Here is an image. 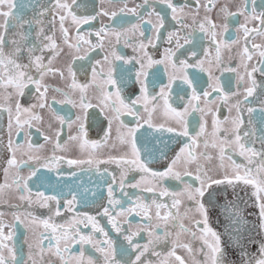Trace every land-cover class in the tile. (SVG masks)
<instances>
[{
  "label": "snow or ice",
  "instance_id": "6c2138e0",
  "mask_svg": "<svg viewBox=\"0 0 264 264\" xmlns=\"http://www.w3.org/2000/svg\"><path fill=\"white\" fill-rule=\"evenodd\" d=\"M109 2H118L122 6L111 12L101 8L95 15H81V0H0V114H7L8 134L6 145L0 140V149L7 153L6 160L0 161V169L5 177V182L0 184V203L3 202L4 192L11 190L17 194L21 205L26 204L30 208L38 206L47 211V216L35 211L14 212L11 222H7L3 218L4 213L0 212V264H264V99L259 100L258 107L250 103L258 87L264 94V42L250 43L256 36L264 38V10L257 12L255 0H252L251 7L249 0H241L235 12L229 10L227 3L221 5L217 15L222 14L227 20L239 14L244 21L236 28V32L242 35L225 40L229 24L217 25L213 20L211 13L216 7L213 0H206L203 4L196 0L194 13L177 7L174 0H158L165 6L164 15L155 8L148 12V17H155V22L140 14V9L149 6L150 0H143L142 4L137 3L133 7H129L130 0ZM201 8L205 12L202 17L199 16ZM168 10H171V20L179 27L167 33L169 46L164 49L160 59H155L148 48L157 47L161 40ZM118 13L130 14L138 22L120 29L113 28L111 23H102L92 32L91 22L98 16L111 20ZM188 17L191 23H184L183 19ZM120 20L121 23L127 22L123 17ZM145 24L151 26L154 37H146ZM85 25L89 26L87 33L82 30ZM218 27L221 29L219 32ZM197 31L215 46V60H212L209 49L205 48L206 59H197L190 64L185 58L177 64L175 58L183 55L186 46L196 47ZM121 41L125 47L132 48L136 55L127 57L120 54L116 45ZM241 42L243 46L237 52L239 63L235 68H225L222 50L231 53L233 47ZM97 49L105 54L102 59L92 63L91 79L86 83L78 82L75 62L89 59V54ZM197 55L196 51L189 52L193 59ZM61 56L66 66L57 67L56 61ZM206 61L209 64L207 68L204 67ZM155 65H164L165 72L169 68L173 70L168 74L167 84H160L158 92L150 91L149 87L150 83L154 86L159 80L158 72L149 71ZM124 66L135 68L134 73ZM213 67L236 74V91L224 92L218 77L214 84H209L212 92L204 90L200 93L197 90L195 85L199 78L194 74L190 79L187 69L198 68L208 73V79L212 81ZM257 73L261 79L259 84ZM48 76H58L64 82V87L52 89L63 99L56 100L55 96L51 101L48 99L49 85L45 83ZM177 79L191 89L186 102L178 96L183 102L182 109L174 107L171 102L173 83ZM129 84H132L131 88ZM90 89L95 90L94 97L89 95ZM28 92L34 95L35 103L24 106L20 98ZM215 93H220L218 98L225 103L234 101L228 107L230 115L223 120L217 115L219 108L213 112L209 106L214 102L211 97ZM52 101L71 105L79 114L74 119H66L53 108ZM45 108L60 127L53 132L55 140L46 134L51 129V123L43 131L37 129L43 140L53 145L51 155L41 156L39 153L45 145L31 142L30 129L42 123L37 109ZM92 109L99 111L92 112ZM195 113H199V127L192 134L189 117ZM125 115L131 117L134 123L125 122ZM208 115L212 117L211 131L206 120ZM100 117L107 121V129L101 127L102 139L90 140L89 129L93 124L103 123ZM114 123L116 137L109 145ZM65 125L71 134L62 144ZM145 126L161 136L170 134L169 141L173 143L179 138H185L187 142L179 147L174 156L169 157V143L160 137H145L142 131ZM21 135L23 140L20 139ZM117 142L124 151L109 155L107 159L98 157V150L109 146L115 148ZM141 144L144 145L143 149ZM70 147L78 149L85 158L71 159L57 154L68 152ZM157 154L169 161L167 167L160 171L149 166L150 160L157 158ZM234 155L241 157L242 162H237ZM25 156L27 159L23 158ZM213 160L219 161L220 178L209 175L205 164L201 163ZM65 163L70 169L74 166L80 172L94 170L102 178L110 177V180L103 181L107 194L106 197L103 193L100 195L107 203L102 205V212L98 215L106 217L111 228L123 237L118 249L97 216L87 212L77 213L63 224L55 222L62 215V208L72 212L78 203H94L97 196L94 188L80 184L73 188L67 181L64 184L58 181L53 185L51 176L40 174V169H47L48 172L57 173L60 180H64L66 175L71 176L75 183L77 173H65L61 168ZM102 165H115L120 173L119 180L114 172ZM24 168L29 169L28 175H21ZM132 171L141 173V176L128 186L133 189L143 187L144 192L154 197L150 203L141 196L132 200L126 191L127 177ZM9 176L12 177L11 183H8ZM33 178L39 184L47 183L53 188V194L45 191L33 193L30 187ZM187 178H193V182L189 183ZM166 180L177 181L183 187L170 191L163 186ZM229 187L232 189L231 200L228 199ZM57 188L59 191H56ZM236 189H240L244 196ZM118 191L131 201V206L123 207L116 196ZM157 193L159 197L171 198V205L159 202ZM62 196L70 198L62 202ZM189 203L193 207H185L181 212V207ZM218 207L226 221L223 231L210 226L209 213ZM249 208L251 211L245 215ZM132 214L145 221L143 224L137 223L135 230L130 220ZM253 216L254 219H250ZM185 220L189 223L186 224ZM18 224L33 233L32 242L27 244V259L23 255L18 257L12 244ZM89 227L91 230L86 231ZM41 228L43 231H40ZM141 232L146 234L143 244L135 242ZM97 234L103 239H98ZM194 240L200 242L198 248L194 247ZM74 245L79 246L78 252ZM86 245L99 255L86 254ZM160 246H165L167 251H158ZM181 252L186 253L188 258Z\"/></svg>",
  "mask_w": 264,
  "mask_h": 264
},
{
  "label": "flooded vegetation",
  "instance_id": "af4514ba",
  "mask_svg": "<svg viewBox=\"0 0 264 264\" xmlns=\"http://www.w3.org/2000/svg\"><path fill=\"white\" fill-rule=\"evenodd\" d=\"M205 2H206V0H200L201 4H203ZM81 3L83 5V7L79 10V14H81V15H95L96 12H98L101 8H105L111 12V11L116 10L122 6L118 2L117 3H110L109 0H104L103 3L101 2V0H81ZM137 3L142 4L143 0H130L129 7H133ZM174 3L176 4L177 7H183L185 12H193L194 13L196 11V0H174ZM213 3L216 4V7L213 9V11L211 13L213 20L217 23V25H222L225 22H227L229 24V31L225 33L224 39L225 40L236 39L238 35H242L241 33L236 32V28L239 26V24L244 22L242 16H239V14H237L236 16L228 17L227 20H225V18L223 17L222 14L217 15V12H218L220 6L224 5L226 3L229 5V10L232 12H235L236 7L241 3V0H213ZM249 6L250 7L253 6L252 0H249ZM254 6H255L257 12L264 10V0H255ZM153 8H155L157 11H160L161 14L164 15L163 9L165 8V6L160 4L158 2V0H150L149 6H145V7L140 9V14L143 15L145 17V19L151 18L153 20V22H155L154 16L148 17V12L151 11ZM204 15H205V12H204L203 8H201L199 11V16L202 17ZM120 17H123V19L127 22L121 23ZM48 19L50 20L51 16H49ZM137 22L138 21L136 20L135 17H133L127 13H118V16L113 17L111 20L109 19V17L98 16L94 22H91L93 25L91 30L94 33L95 30L98 29L102 23H104V24L111 23L113 28L120 29L123 27H130L132 23H137ZM183 22L184 23H191V18L190 17L185 18V19H183ZM249 26L251 27L252 25L250 24ZM178 27H179V25H177L174 21L171 20V10H168L167 15L165 16V27L161 31V40L158 42L157 47L149 46V48H148L149 54L152 55L155 59H160L163 55L164 49L169 46L167 44V41H166L167 33L169 31L176 30ZM57 29H58V23H57ZM82 30L85 33H87L89 31V26H87V25L82 26ZM144 30L146 33V37H154L155 36V33L152 31L150 25L145 24ZM220 30L221 29L218 27L217 32H219ZM185 31H187V30H185ZM56 35H57V37L59 36L58 30L56 32ZM195 36L197 37V39L194 41V43L196 44V47L193 48L191 46H186L187 50L183 51V55H178L175 58L177 64H179V60L185 59V58L188 59V62L190 64H194L197 59H206L204 56V49L205 48L209 49L212 60L213 61L215 60V46L212 45L207 40L206 37H202V34H200L199 31H197L195 33ZM217 39H219V37H217ZM92 40H93V42H95V36L94 35L92 36ZM261 42H264V38L256 36L253 38V40L250 43H261ZM113 43H115V38H113ZM181 43H183V40L181 41ZM242 46H243L242 42H241V44L234 46L231 53L226 49L222 50V52H221L222 64L225 68H227L229 66L235 68L237 66V64L239 63V57L237 56V52L239 51V49ZM116 47H117V51L120 54L125 55L127 57H131V56L136 55V53L133 52L132 48L124 46L123 41H121L118 45H116ZM249 47H250V44H249ZM65 51H67V49H65ZM105 51H106V49H105ZM191 51H196L198 53V55L196 56L195 59H193L189 56V52H191ZM104 54H105V52H102L99 49H97V50H94L92 53L89 54V57H90L89 59L75 62L74 71H76L78 82L86 83L88 80L91 79V65H92V63H94L95 60H97V59H102ZM119 63L120 62H117V64H119ZM55 66H57V67L66 66V61H65L63 56H61L57 59ZM106 67L107 66H105V68ZM124 67L131 68L133 73L135 71V68H132V66H124ZM204 67L205 68L209 67V64L207 63V61L205 62ZM149 71H150V73L153 71H156L159 74V80L157 81V83L154 86L151 83L149 85L150 91L158 92L160 84H167L168 74L170 72H172L173 70L171 68H169L168 72H165V66L164 65H155L153 67V69H150ZM212 71L214 73V78L212 81H209L208 73L203 72L198 68L187 69V72L189 74L190 79L193 77L194 74L196 76H198L199 79L196 82L195 86L197 87V90L200 93H202L204 90H208L209 92H212L213 90H212V88L209 87V84L210 83L214 84L215 79L217 77L219 78L220 86L224 90V92L236 91V79L237 78H236L235 73L228 72V71H221L219 68H215V67L212 68ZM65 75H67V73H65ZM256 77H257L258 84L261 83L259 73L256 74ZM149 80L151 81V76L149 77ZM133 82H134V75H133ZM45 83H47L49 85L48 99L50 101L52 100L53 96L56 97V100L63 99V97L59 93L52 91V89L55 87H64V82L61 81L58 76L46 77ZM131 87H132V84H129V88H131ZM181 89H184L186 91H181ZM137 93H138V86H137ZM190 94H191V89H189L187 87V85L183 84V82L180 79H177L176 81H174L173 89L171 91V96H172L171 102L173 103V106L179 107L180 109H182L183 108V102H181L178 99V96L183 97L184 102H186L187 97ZM89 95L94 97L96 95L95 90L90 89ZM219 95H220V93H215L211 97V100L214 102L212 104H210L209 106L212 108L213 112H217V108H219L217 115L221 120H223V118L225 116L230 115L228 112V107H229V104L234 103V101L229 100L227 103H225L224 101L219 100V98H218ZM257 97H259V99H257ZM76 98L78 99V97H76ZM20 99H21V103L24 106H28L29 104L35 103V97L32 94V92H28V94L26 96L21 97ZM260 99H264V94H262L261 88L258 87L256 95L254 97L250 98L251 105L258 107ZM93 102H95V100H93ZM52 103H53V108L58 112V114L65 116L66 119H68V118L74 119L75 116L77 114H79L78 110L75 108H72L71 105H68V104L61 105V104L55 103V101H52ZM201 106L202 107L204 106L203 102H201ZM90 111L98 113L99 110L98 109H92ZM37 112L42 116V123L37 124L35 127L30 129L31 134H32L31 142L34 145L44 144L45 148L42 152L39 153V155L48 156V155H51V153H52L53 145L46 143L43 140V137L40 135V132L37 131V129L39 128L40 130L43 131L44 129H47L49 123H51V129H48L46 134L53 136V139L55 140L53 132L55 129L59 128L60 126H59L58 122H56L51 117V114L49 113L48 109H46V108L45 109H37ZM99 119L102 120L103 123L100 124L98 122L96 124H93V126L89 129V137L88 138L90 140L102 139L103 133L101 132V127H103L104 129H107V126H108L107 121L103 120V117H100ZM156 119L158 120L159 117H156ZM124 120H125V122H129V121H132V118L125 115ZM206 120L208 122V130L211 131V122H212L211 115H208L206 117ZM194 121H195V123H194ZM132 122L134 123V121H132ZM198 122H199V113H195L193 116L189 117V128H190V130H193L192 134H194L195 130H198V127H199ZM3 129L6 133V142H7L8 134H7V114L6 113L0 114V133L3 132ZM142 131L144 133V136L147 137L148 139H152V137L155 136V137H160V139L163 141H167L169 143V149H170L169 157L174 156L175 152L179 150V147L182 146V144L184 142H187L185 138H179V139H177V141L175 143H173V142L169 141V135L170 134L165 133L161 136L160 133H152L151 130L147 129V126H145V129H143ZM70 134H71L70 130L65 125L63 128V132H62V140H61L62 144L65 140H67L68 135H70ZM115 137H116V124L114 123L112 126L111 138L108 142L109 145H111L115 141ZM20 139L23 140V135H21ZM154 142L155 141H153V143ZM256 146L259 147V144L257 143ZM140 147L143 149L144 145L141 144ZM149 147H151V145H149ZM124 150L125 149L122 146H120L117 142L115 148H112L109 146V147H105V148L98 150V157L100 159H107V157L109 155H118L120 152H122ZM5 153H6V151H5ZM57 154L66 156L67 158H71V159L85 158L84 156L81 155V153L78 151V149H76L74 147H70V150L66 153L65 152H57ZM17 156H18V158H20L19 153L17 154ZM6 158H7V153L5 154L4 161L6 160ZM23 158L27 159L26 156ZM233 158L236 159L237 162H242V158L239 157L238 155H234ZM168 162L169 161H165L164 159L160 158L159 155L157 154V158L150 160L149 166L155 171H160V170H163V168L167 167ZM201 163L205 164L206 170H208L209 175H211L215 178H220V175H219L220 170L218 168V164H219L218 160H213L211 162L201 161ZM226 163H228V162L226 161ZM102 167H108L110 172L115 173V175L117 177V181L119 180L120 173H119V170L116 168L115 165H102ZM192 167L194 170L195 165H193ZM61 168L65 171V173H67L69 171H76L77 175L75 178V183L73 182V178L71 176L66 175L64 180H60L57 173L48 172L47 169H43V168L40 169V174L51 176L53 185H56L58 181L60 184H64L65 181H67V184L72 185L73 188H75L76 184H80L83 187L94 188L96 193H97V196H96V201L94 203L91 201L87 204L78 203L72 212H67L66 209L62 208V215L60 217L56 218L55 222L58 224H63L67 220L76 216L77 213L83 214V213L87 212L90 215L97 216V219L99 220L101 226H103L105 228V230L109 233V237L115 242V246L118 249L122 240H123V237L120 236L119 234H117L111 228V225L108 224L106 217H104L103 215H98V213L102 212V205L107 203L106 199H104L100 195L101 193H103V196L106 197V194H107V186L103 181L105 179L110 180V177L105 176L102 178L99 174L95 173L94 170H92L91 172H80L74 166L70 169L66 163L62 164ZM28 173H29V169L24 168L21 172V175H28ZM140 176H141V173H139L137 171H132L129 173V175L127 177L126 191L132 196V200H135L136 196H141L145 199V202L150 203L154 197L152 196V194L144 192L143 187L141 189H133V188L128 186L132 183H135L136 180H139ZM7 179H8V183H11L12 177L9 176ZM146 179H151V177H146ZM187 179H188L189 183L193 182V178H187ZM4 182H5V177H4L2 169H1V171H0V184H3ZM197 184H198V182H197ZM163 186L168 187L170 191H178L179 188L183 187L182 184H180L179 182L174 181V180H166L163 183ZM30 187H31L33 193H35L36 191H45L47 194H53V188L52 187H50L47 183H45L43 185L37 183L35 178H33L30 181ZM64 190H65V192H67L66 187ZM56 191H59V188H57ZM236 191L240 192V189H236ZM91 195L92 194L90 192L89 196H91ZM240 195L244 196V193L240 192ZM116 196L118 199L121 200V203H122L124 208H128L129 206H131V201H129L127 197H124L123 194L120 193L119 191L116 193ZM65 198H70V197L62 196L61 201L63 202V200ZM156 198L158 199L159 202L167 203V204L171 205V198L159 197L158 193L156 194ZM228 199L229 200L232 199L231 187L228 188ZM245 199H247V197H245ZM222 203H223V201H221V204ZM248 203L250 205L251 201L249 200ZM13 206H15V207H13ZM185 207H193V205H191L189 203V204L185 205L184 207H181L180 211L183 212L185 210ZM23 211H35L37 214L47 216L46 210L40 209L38 206H33L30 208L26 204L21 205V202L17 198V194L14 191H11V190L5 191L3 194V202L0 203V212L4 213L3 218L7 222H11L12 221V213L23 212ZM248 211H251V209L249 208L245 212V215L248 214ZM153 214H154V209H153ZM190 215H193V214L190 213ZM209 217H210V226L213 229H215L217 231H223L224 230V226H225L226 221H225L224 215L220 214L219 207L216 208L215 210L210 211ZM197 218H199V217H197ZM250 219H254V216L250 217ZM130 220L132 221L133 230H135V226L137 223H140V224L145 223V221H143L141 219V217H137L135 214H132V216L130 217ZM185 223L188 224L189 223L188 220H185ZM189 226H191V225H189ZM81 227H83V226H81ZM125 227L127 228L128 225H125ZM90 230L91 229L89 227V229L86 231H90ZM40 231H43V229L41 228ZM193 231H195L194 228H193ZM97 238L103 239V237H101L99 234H97ZM32 240H33V233L31 231H27L26 229H24V227L22 225L18 224L16 229H15V236H14L13 241H12V244H14V246H15L18 257L23 255L24 258L27 259V256H28L27 244L32 242ZM145 241H146V234L143 232H141L140 236L135 238V242L140 243V244H143ZM193 245H194V247L198 248L200 246V242L194 240ZM45 247H47V241H45ZM73 247H74L76 252L79 251V246L74 245ZM85 248L87 249L86 254H90L93 256L99 255L98 253H95L94 249H92L91 246L86 245ZM157 250L162 251V252H166L167 248L165 246H160L157 248ZM180 254L184 255L186 259L188 258L186 253L181 252Z\"/></svg>",
  "mask_w": 264,
  "mask_h": 264
},
{
  "label": "water",
  "instance_id": "95a60500",
  "mask_svg": "<svg viewBox=\"0 0 264 264\" xmlns=\"http://www.w3.org/2000/svg\"><path fill=\"white\" fill-rule=\"evenodd\" d=\"M0 140L3 141L4 145L7 144V142H6V133H5L4 129H3V132L0 133ZM5 154H6V153H5V150L0 149V161H4V159H5ZM0 171H1V169H0Z\"/></svg>",
  "mask_w": 264,
  "mask_h": 264
}]
</instances>
